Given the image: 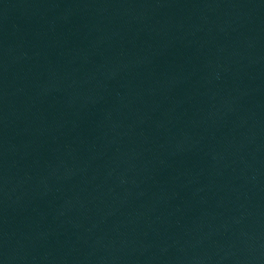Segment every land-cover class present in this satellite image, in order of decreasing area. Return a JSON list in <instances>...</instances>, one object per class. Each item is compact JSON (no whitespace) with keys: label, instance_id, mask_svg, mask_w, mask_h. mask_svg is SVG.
Instances as JSON below:
<instances>
[{"label":"water","instance_id":"95a60500","mask_svg":"<svg viewBox=\"0 0 264 264\" xmlns=\"http://www.w3.org/2000/svg\"><path fill=\"white\" fill-rule=\"evenodd\" d=\"M0 264H264V0H0Z\"/></svg>","mask_w":264,"mask_h":264}]
</instances>
